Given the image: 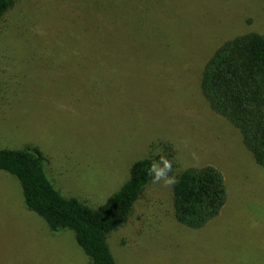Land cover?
<instances>
[{"label": "rangeland", "instance_id": "1", "mask_svg": "<svg viewBox=\"0 0 264 264\" xmlns=\"http://www.w3.org/2000/svg\"><path fill=\"white\" fill-rule=\"evenodd\" d=\"M248 29L264 33V0H12L0 18V148L36 146L59 193L95 210L142 157L166 156L176 175L211 164L226 185L215 217L180 224L171 189L151 180L107 234L113 257L264 264V168L199 87L214 48ZM0 264H89L74 233L50 231L3 170Z\"/></svg>", "mask_w": 264, "mask_h": 264}, {"label": "trees", "instance_id": "2", "mask_svg": "<svg viewBox=\"0 0 264 264\" xmlns=\"http://www.w3.org/2000/svg\"><path fill=\"white\" fill-rule=\"evenodd\" d=\"M11 3L0 0V18ZM199 87L208 107L239 131L255 163L264 168V33L248 29L223 40L205 60ZM45 161L36 146L0 148V170L18 180L28 210L39 215L52 232L70 229L89 264H119L107 234L126 220L152 180L147 169L154 160L142 157L132 162L126 181L98 210L60 194L47 177ZM177 178L179 182L171 188L173 216L186 227L200 228L226 201L224 176L205 164L187 166Z\"/></svg>", "mask_w": 264, "mask_h": 264}, {"label": "clouds", "instance_id": "3", "mask_svg": "<svg viewBox=\"0 0 264 264\" xmlns=\"http://www.w3.org/2000/svg\"><path fill=\"white\" fill-rule=\"evenodd\" d=\"M181 143L187 148L190 141L185 139ZM190 155L194 161L199 160V156L195 151H190ZM147 172L153 183H162L165 188L171 189L179 182L177 175L173 173V161L166 156H161L159 161H152Z\"/></svg>", "mask_w": 264, "mask_h": 264}]
</instances>
